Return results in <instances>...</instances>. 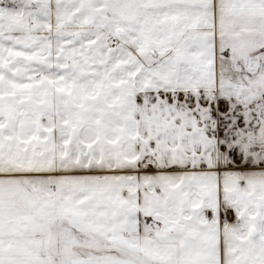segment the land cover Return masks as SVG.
I'll use <instances>...</instances> for the list:
<instances>
[{
	"label": "snow or ice",
	"instance_id": "6c2138e0",
	"mask_svg": "<svg viewBox=\"0 0 264 264\" xmlns=\"http://www.w3.org/2000/svg\"><path fill=\"white\" fill-rule=\"evenodd\" d=\"M0 264H264V0H0Z\"/></svg>",
	"mask_w": 264,
	"mask_h": 264
}]
</instances>
